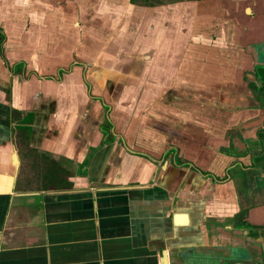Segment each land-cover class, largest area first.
Segmentation results:
<instances>
[{
	"label": "crops",
	"instance_id": "crops-1",
	"mask_svg": "<svg viewBox=\"0 0 264 264\" xmlns=\"http://www.w3.org/2000/svg\"><path fill=\"white\" fill-rule=\"evenodd\" d=\"M262 26L264 0H0V264H251Z\"/></svg>",
	"mask_w": 264,
	"mask_h": 264
},
{
	"label": "flooded vegetation",
	"instance_id": "flooded-vegetation-1",
	"mask_svg": "<svg viewBox=\"0 0 264 264\" xmlns=\"http://www.w3.org/2000/svg\"><path fill=\"white\" fill-rule=\"evenodd\" d=\"M262 55L264 56V49L261 50ZM259 58L260 64L255 67L251 74V79L244 78L248 90L255 99V110L258 112L255 116L257 122L255 142L257 150L253 151V155L252 153L249 155L251 163L247 170L264 176V58L260 56ZM249 151V149L244 150V157H247L250 153ZM243 236L245 237L247 250H253V256L255 257L253 261L249 259L248 261L251 264H264V223L252 228H246L243 230Z\"/></svg>",
	"mask_w": 264,
	"mask_h": 264
},
{
	"label": "water",
	"instance_id": "water-1",
	"mask_svg": "<svg viewBox=\"0 0 264 264\" xmlns=\"http://www.w3.org/2000/svg\"><path fill=\"white\" fill-rule=\"evenodd\" d=\"M247 12H248V10H247ZM262 29L264 30V28H263V26H262ZM262 42H264V40L261 38L260 39V41L258 42V43H262ZM251 48V47H250ZM254 48V47H253ZM180 217V219H181V221H183V222H186V216L185 215H180L179 216ZM253 250H251V249H249V251L247 250V252L249 253V256H250V260L251 261H253L254 260V256H253V252H252ZM164 264H167L166 263V259L164 260Z\"/></svg>",
	"mask_w": 264,
	"mask_h": 264
}]
</instances>
